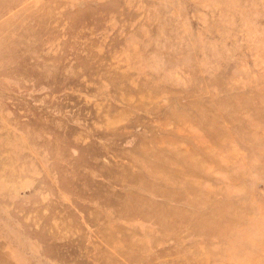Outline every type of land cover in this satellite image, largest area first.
<instances>
[{
	"label": "rangeland",
	"instance_id": "rangeland-1",
	"mask_svg": "<svg viewBox=\"0 0 264 264\" xmlns=\"http://www.w3.org/2000/svg\"><path fill=\"white\" fill-rule=\"evenodd\" d=\"M0 262L264 264V0H0Z\"/></svg>",
	"mask_w": 264,
	"mask_h": 264
},
{
	"label": "bare ground",
	"instance_id": "bare-ground-1",
	"mask_svg": "<svg viewBox=\"0 0 264 264\" xmlns=\"http://www.w3.org/2000/svg\"><path fill=\"white\" fill-rule=\"evenodd\" d=\"M260 224H258L257 226H259ZM257 226H256V228H257ZM1 264H3V262H0Z\"/></svg>",
	"mask_w": 264,
	"mask_h": 264
}]
</instances>
